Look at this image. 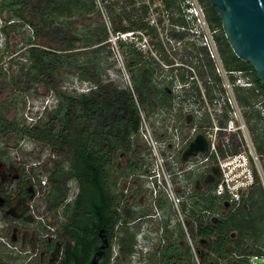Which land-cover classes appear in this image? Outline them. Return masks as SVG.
<instances>
[{"label":"trees","instance_id":"16d2710c","mask_svg":"<svg viewBox=\"0 0 264 264\" xmlns=\"http://www.w3.org/2000/svg\"><path fill=\"white\" fill-rule=\"evenodd\" d=\"M4 1L10 0H0V13ZM100 1L109 13L107 22L103 20L96 0H19L22 7L13 13L34 30V39L28 42L25 50L28 73L32 80L43 83L56 98V103L45 108L36 121L27 124L17 118L15 103L0 67V143L9 148L21 139L30 140L56 153L60 159L57 179L61 176L87 179V186L83 188L89 192L86 205L90 203L94 209H103L102 166L117 162L121 156H126L131 167L140 161L142 144L136 137H131L139 129V108L150 113L168 105L171 98L169 86H158L154 80L161 70L159 61L153 55L146 56L141 49L138 50L135 42L129 46V53L133 54L129 59L130 69L134 71L133 66L138 67L131 81L132 89L125 84L123 77L103 78L96 54L99 57L100 49L110 45L107 42L108 27L114 35L131 31L138 39L143 34L151 39L157 38L152 43L153 47L170 64L169 70L178 72L181 79L186 73L192 74L184 66L189 63L200 75L209 74L215 85L220 87L221 84L205 46L192 40L183 42V57H177L181 61L167 54L169 43L160 39L159 32L175 39H182L188 34L189 24L182 14L179 0H158L162 8L161 14L156 17L157 22L162 24L167 19V25L162 26H156L150 23V18H145L148 10L145 0H141L138 9L134 7L137 0H124V6L130 5L131 8L123 6L119 11L113 9L108 0ZM200 1L210 25L219 29L216 40L225 69L251 70L253 82L264 93V85L258 81L248 62L239 59L233 51L229 60L223 59L221 52L231 47L224 36L220 17L210 0ZM158 8L156 6V11ZM93 14L95 18L92 20ZM85 18L91 20L90 23L84 22ZM125 20L129 25H124ZM4 21L2 29L5 33V28L11 23L15 24V20L4 18ZM176 26L185 29L177 30ZM92 27L98 30L89 32ZM89 52L94 54L90 55ZM107 52L111 54L112 50L108 49ZM67 69L96 87L80 93L63 90L59 75ZM204 84L208 92H212L207 82ZM234 92L238 103L245 107V121L256 151L264 155V116L253 106L257 94L253 89L242 87H235ZM230 142L231 150L237 151L240 142L236 134L230 136ZM209 170L215 179L208 186V191L204 192V207L224 208L225 202L212 192L217 181V170L215 167ZM234 209L232 218L218 224L208 218L205 220L200 232L204 233L209 243L199 254L201 264H217L218 258L230 260L232 252L245 255L241 261L230 260L233 264H245L246 255L264 254V187L258 176L249 194ZM232 232L238 236L237 241L230 239ZM210 235H216L217 239L211 240Z\"/></svg>","mask_w":264,"mask_h":264},{"label":"flooded vegetation","instance_id":"af4514ba","mask_svg":"<svg viewBox=\"0 0 264 264\" xmlns=\"http://www.w3.org/2000/svg\"><path fill=\"white\" fill-rule=\"evenodd\" d=\"M19 143L14 151L0 143V264H189L190 244L198 256L209 243L200 232L205 220L218 224L235 211L226 203L205 209L212 172L187 188L175 183L174 209L162 186L144 178L150 171L141 158L131 167L126 156L102 166L103 209H94L86 205L87 179H57L56 153L37 144L43 158H23Z\"/></svg>","mask_w":264,"mask_h":264},{"label":"built area","instance_id":"2783aa9c","mask_svg":"<svg viewBox=\"0 0 264 264\" xmlns=\"http://www.w3.org/2000/svg\"><path fill=\"white\" fill-rule=\"evenodd\" d=\"M179 1L182 14L189 24L188 34L184 37L185 39H182L192 40L206 47L214 63V71L221 78L220 87L215 85L209 74L200 75L189 63H185L184 66L189 68L192 74L186 73L184 79H181L178 72L169 70L170 64L155 56L161 66L160 73L154 77L155 83L158 86L168 85L171 98L168 105L159 107L150 113L139 108V129L131 137H136L142 144L140 158L150 171V174L144 178L148 179L151 186H162L177 209H179L180 200L174 191V184L179 183L183 188H187L193 178L206 175L211 172L209 169L212 167L216 168L218 175L212 189L213 194L235 208L249 194L255 184L256 176L259 177L264 187V155L256 151L245 121V107L238 103L234 88L253 89L257 94L253 106L263 116L264 93L253 82L251 70L225 69L216 40L219 29L210 25L201 1ZM159 4L162 6L161 3ZM164 22L167 25V19ZM151 23L158 26L156 18H151ZM176 28L177 30L185 29L183 26H176ZM164 35L167 39L165 42L172 43L167 44V54L178 61L171 54L174 50H178L179 53L184 51L182 39H175L165 33ZM111 36L117 49L116 39H126L132 36V32L127 31L116 37L113 34ZM122 77L125 84L132 89L129 73L124 66ZM204 82H207L212 92H208ZM95 87V84L85 81L80 86L79 93L88 92ZM49 98L51 99L38 110L37 118L45 108L56 103L53 94ZM25 117L30 120L29 122L25 120L27 124L37 119L28 113ZM232 134H236L240 142L237 151L231 150L230 136ZM198 135L204 139L205 150L198 151L182 161L183 151ZM44 150L46 152L45 148ZM193 254L196 264H201L194 249ZM243 257L245 255L232 252L230 260L241 261ZM246 257L245 264H264L259 262V258L264 257V254H251ZM230 260L218 258L217 264L226 262L233 264Z\"/></svg>","mask_w":264,"mask_h":264},{"label":"rangeland","instance_id":"374dc122","mask_svg":"<svg viewBox=\"0 0 264 264\" xmlns=\"http://www.w3.org/2000/svg\"><path fill=\"white\" fill-rule=\"evenodd\" d=\"M96 2H98V7L100 8V11L102 13L103 20L105 22L109 21V17H108L109 13L107 8L105 7V4L102 3L100 0H96ZM145 2L148 4V10L144 16L146 19L150 18V23H151V18H156L157 15L161 14L160 8H162V6H160L158 0H145ZM140 3L141 0H137V3L134 5V7L138 9ZM108 4H110V6L113 9L119 11L120 7L124 6V0H108ZM2 6L3 9L1 10L0 13V25L2 22L1 20H4V18H13L15 20V24L11 23L10 24L11 26L9 25L8 27H6L4 30L5 33L3 32V29L0 27L1 28L0 67L4 72L5 83L8 85V90L10 92L8 93L11 95L13 102L15 103L14 105L16 109L17 118L20 121L29 122L30 120L25 117V114L28 113L29 115H32L37 118L38 110L46 101H49L51 99L49 97L52 94L50 93V91L46 90L43 83L32 80L31 75L28 73V69H27L28 62L26 60L25 50L28 42L34 39V30L31 26L25 23L24 20L20 19L18 16L14 15L13 13L14 10L22 7L21 2H19V0L4 1V4ZM156 6L159 7L158 11H156L157 10ZM124 8L129 9L131 8V6L126 5L124 6ZM140 15H142V13H140ZM92 17L93 20L95 18V15L93 14ZM84 20H85L84 22H87V24L90 23L91 21L86 18ZM123 23L124 25H129V23L126 20ZM163 23L158 24V26L166 25V22ZM89 30H90L89 32H95L98 29L92 27ZM86 31H88V29ZM108 33L109 34H108L107 42L110 45L106 48L103 47L100 49L99 57L96 54L97 56L96 59L100 62L101 71L103 74V78L105 80L116 79V77H122V67L124 66L129 73L131 81H133V77H134L133 74L137 72L138 69L137 66H133L135 70L132 71L129 66V59L133 56L132 53H129V46L133 42H135V44L137 45L138 50L141 49L144 53H146V56L153 55L154 57L156 56L158 59L163 60L162 57L159 55L158 50L152 45V43H154V41L157 39L155 37L151 39L150 36L143 34L142 38L140 39L135 37V35H132L126 39H120V40L116 39V44L118 49L117 51L116 45L113 42V37L111 36L112 32L109 29V27H108ZM120 34L121 33L115 35L113 34V35L116 37L117 35ZM159 37L164 41L167 40L165 35H163V32H159ZM184 39H182V42H186V40ZM120 41L122 43H120ZM171 44L169 42V45ZM108 49L112 50L111 54L107 52ZM231 52H232L231 49H227L226 51L221 52L223 59L229 60L232 57ZM89 54L93 55L94 53L89 52ZM183 54L184 51L182 53H179L178 50H174L171 55H173L176 58L177 57L180 58L183 57ZM178 60L181 61L180 59ZM59 82L63 90L79 93V91H81L80 86L85 81L78 78V75L72 72L71 69H67L62 74L59 75ZM19 142L18 143L20 147L18 152L20 153L21 157L31 158V159L33 158V160H37V159L41 160L43 158V155L41 154V149L38 146H36L37 144H35L30 140H22V139ZM45 149L47 150V148ZM11 151H14V146H11ZM69 185L72 190H75L76 183L73 180L70 182ZM177 195L180 198V195L178 193ZM150 200L151 199H149L148 197L146 198L147 203H149V205L152 206ZM178 208H180L179 203H178ZM174 209H177L176 205H174ZM216 209H220V208H216ZM190 247L191 248L189 250V264H196L195 256L193 254V249L195 250L196 247L195 246H190ZM116 249L117 246L116 244H114L113 250L115 251ZM198 256L199 259L201 260V256L200 255ZM259 262L264 263V257H260Z\"/></svg>","mask_w":264,"mask_h":264},{"label":"water","instance_id":"95a60500","mask_svg":"<svg viewBox=\"0 0 264 264\" xmlns=\"http://www.w3.org/2000/svg\"><path fill=\"white\" fill-rule=\"evenodd\" d=\"M210 3L220 17L233 53L251 65L256 78L264 85V0H210ZM203 150L205 142L198 135L183 151L181 160Z\"/></svg>","mask_w":264,"mask_h":264},{"label":"clouds","instance_id":"9594fccd","mask_svg":"<svg viewBox=\"0 0 264 264\" xmlns=\"http://www.w3.org/2000/svg\"><path fill=\"white\" fill-rule=\"evenodd\" d=\"M2 22H1V25H0V27L2 28L3 26H4V24H5V21L4 20H1ZM1 28H0V32H1Z\"/></svg>","mask_w":264,"mask_h":264}]
</instances>
